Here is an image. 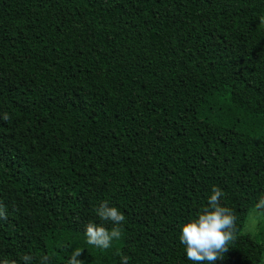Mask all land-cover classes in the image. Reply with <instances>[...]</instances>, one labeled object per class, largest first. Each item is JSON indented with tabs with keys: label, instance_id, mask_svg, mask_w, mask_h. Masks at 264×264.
I'll list each match as a JSON object with an SVG mask.
<instances>
[{
	"label": "trees",
	"instance_id": "1",
	"mask_svg": "<svg viewBox=\"0 0 264 264\" xmlns=\"http://www.w3.org/2000/svg\"><path fill=\"white\" fill-rule=\"evenodd\" d=\"M263 18L264 0H0V258L192 264L180 228L217 186L237 231L215 264H261ZM105 200L125 223L101 250L84 228Z\"/></svg>",
	"mask_w": 264,
	"mask_h": 264
},
{
	"label": "clouds",
	"instance_id": "2",
	"mask_svg": "<svg viewBox=\"0 0 264 264\" xmlns=\"http://www.w3.org/2000/svg\"><path fill=\"white\" fill-rule=\"evenodd\" d=\"M224 196L222 189L212 186L202 212L183 223L180 228L179 243L184 246L186 259L192 264H215L216 261L222 260L235 239L237 216L231 208L221 203ZM254 208L256 213L264 215V195L258 197ZM95 214L100 222H89L85 226L86 242L95 248L107 250L112 247L114 241L121 240L125 215L107 200L95 208ZM5 218L6 212L3 206H0V219ZM109 223L113 227L109 228ZM81 254L79 249H74L67 264H82L79 259ZM35 261L36 257L30 254L19 258V264H34ZM0 264L10 262L0 258ZM38 264H49V257L47 255L40 257ZM120 264H130L129 257L121 254Z\"/></svg>",
	"mask_w": 264,
	"mask_h": 264
},
{
	"label": "rangeland",
	"instance_id": "3",
	"mask_svg": "<svg viewBox=\"0 0 264 264\" xmlns=\"http://www.w3.org/2000/svg\"><path fill=\"white\" fill-rule=\"evenodd\" d=\"M261 25L264 26V18L261 21ZM98 182V180H95ZM253 210V209H252ZM250 211L247 221L245 223L244 227V233L254 236L256 233L259 232L260 227L263 224V216L261 214L256 213L255 211ZM261 264H264V259Z\"/></svg>",
	"mask_w": 264,
	"mask_h": 264
}]
</instances>
